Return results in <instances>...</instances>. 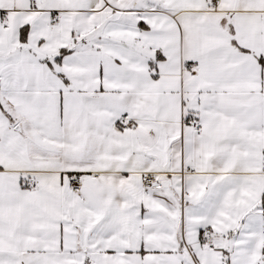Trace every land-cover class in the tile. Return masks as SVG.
Listing matches in <instances>:
<instances>
[{"label": "snow or ice", "instance_id": "1", "mask_svg": "<svg viewBox=\"0 0 264 264\" xmlns=\"http://www.w3.org/2000/svg\"><path fill=\"white\" fill-rule=\"evenodd\" d=\"M0 264H264V0H0Z\"/></svg>", "mask_w": 264, "mask_h": 264}]
</instances>
